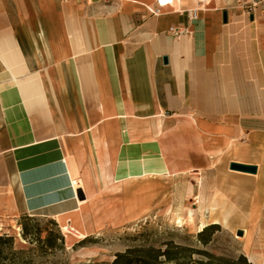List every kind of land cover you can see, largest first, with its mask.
<instances>
[{
  "label": "crops",
  "instance_id": "crops-1",
  "mask_svg": "<svg viewBox=\"0 0 264 264\" xmlns=\"http://www.w3.org/2000/svg\"><path fill=\"white\" fill-rule=\"evenodd\" d=\"M249 2L175 0L153 14L156 0H0V232L25 214L97 232L115 179L128 196L132 177L172 176L143 158L163 155L148 122L169 123L175 165L234 143L264 154V9ZM233 172L225 209L248 197V173ZM248 202L264 218V175ZM241 253L264 264L251 245Z\"/></svg>",
  "mask_w": 264,
  "mask_h": 264
},
{
  "label": "rangeland",
  "instance_id": "rangeland-1",
  "mask_svg": "<svg viewBox=\"0 0 264 264\" xmlns=\"http://www.w3.org/2000/svg\"><path fill=\"white\" fill-rule=\"evenodd\" d=\"M146 134L147 142L153 144L149 147L150 152L162 149L160 153L163 155L160 157L151 153L143 158L153 159V166L156 159H161L166 165L163 172L172 176L132 177L127 180L128 196L123 195L121 182L116 183L115 179L114 196L107 203L113 210V216L98 217L97 232L88 235L84 245L75 242L83 238L66 233L62 228L64 243L57 249L46 250L29 238H23L18 224V228L12 226L15 234L1 231L0 235L13 236L11 245L14 250L22 252L20 256L27 264H110L114 254L128 246L144 243L158 246L171 240L231 258L240 255L243 246L248 250L251 245L264 257V218H250L252 203L248 202L253 199L255 188L259 187L264 175V154L257 153L247 144L234 143L217 153H194L189 157L183 154L179 157L181 161L175 165L170 158H166L167 153L173 150L169 123L148 122ZM160 139L163 144L158 148L157 141ZM230 161L255 164L258 170L254 173L256 175L239 174L251 179L243 185L248 197L242 203H227L230 207L225 209L224 202L218 200L223 198L224 193L229 195L227 191L234 183V177L230 175L237 173L229 168ZM227 200L228 196L225 197ZM30 216H34L43 230L57 229L48 223L47 217ZM209 223H218L219 228L212 234L210 242L203 245L197 238L198 227ZM237 230H242V235H238ZM45 232L42 231V236ZM9 243L2 241L0 244L5 248ZM192 258L207 260L200 253H194Z\"/></svg>",
  "mask_w": 264,
  "mask_h": 264
},
{
  "label": "trees",
  "instance_id": "trees-1",
  "mask_svg": "<svg viewBox=\"0 0 264 264\" xmlns=\"http://www.w3.org/2000/svg\"><path fill=\"white\" fill-rule=\"evenodd\" d=\"M48 223L56 226L57 229L52 231L46 228L44 229L46 231L45 235L42 236L41 233L44 230L39 227L34 216L25 214L18 219L20 233L23 238H29L31 242L38 243L46 250L60 248L64 243L63 234L54 219L48 218ZM218 228V223L205 225L197 233L198 240L203 245H207L211 240L212 234ZM12 240L13 236L11 235H0V243L2 241H10L9 245L5 248L0 244V264H27L20 256L22 252L13 249L11 245ZM87 240L88 236L80 239L76 244L84 245ZM162 244L156 246L144 243L128 246L124 251L116 252L110 264H253L242 253L235 258H231L222 255L216 256L206 250H196L188 245L174 243L172 240ZM194 253L205 255L207 260L193 259Z\"/></svg>",
  "mask_w": 264,
  "mask_h": 264
},
{
  "label": "built area",
  "instance_id": "built-area-1",
  "mask_svg": "<svg viewBox=\"0 0 264 264\" xmlns=\"http://www.w3.org/2000/svg\"><path fill=\"white\" fill-rule=\"evenodd\" d=\"M175 0H156V7L154 9H151V12L153 14H158L160 12V9L172 4V2ZM259 6L260 8L264 9V0H250V2L247 4V11L253 12V10L255 9V7ZM190 18L194 19L197 17V9H192L191 11L188 12ZM168 31L170 33H172L175 36H178L182 30L177 27V26H171L169 27Z\"/></svg>",
  "mask_w": 264,
  "mask_h": 264
},
{
  "label": "water",
  "instance_id": "water-1",
  "mask_svg": "<svg viewBox=\"0 0 264 264\" xmlns=\"http://www.w3.org/2000/svg\"><path fill=\"white\" fill-rule=\"evenodd\" d=\"M255 1H258V0H255ZM226 16H227L226 11H223V20L224 21H226V18H227ZM249 17H250V19H252L253 15L251 14ZM163 61H164V63H167V57L166 56L163 57ZM229 168L233 169V170H238L241 172L252 173V174L257 172V166L255 164L240 163V162H236V161H231L229 163ZM77 197L79 199H83V195H82L80 190L77 191ZM242 232H243L242 230H237L238 235H242Z\"/></svg>",
  "mask_w": 264,
  "mask_h": 264
},
{
  "label": "bare ground",
  "instance_id": "bare-ground-1",
  "mask_svg": "<svg viewBox=\"0 0 264 264\" xmlns=\"http://www.w3.org/2000/svg\"><path fill=\"white\" fill-rule=\"evenodd\" d=\"M238 171V170H236ZM241 172V171H239ZM257 173V172H256ZM178 222H180V219H178ZM63 223V222H62ZM206 224H200L199 227H198V231L202 230V228L205 226ZM62 230L65 231L66 233H71V234H74L76 235V237L78 238H84L86 237L85 234L81 231H79L78 229H76L75 227L73 226H69L67 223H64L62 226H61Z\"/></svg>",
  "mask_w": 264,
  "mask_h": 264
}]
</instances>
